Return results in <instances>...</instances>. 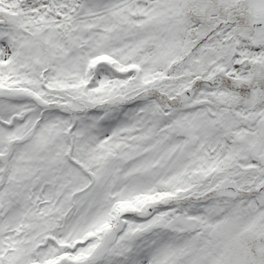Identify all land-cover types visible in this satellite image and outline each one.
<instances>
[{"label":"snow or ice","instance_id":"snow-or-ice-1","mask_svg":"<svg viewBox=\"0 0 264 264\" xmlns=\"http://www.w3.org/2000/svg\"><path fill=\"white\" fill-rule=\"evenodd\" d=\"M0 264H264V0H0Z\"/></svg>","mask_w":264,"mask_h":264}]
</instances>
